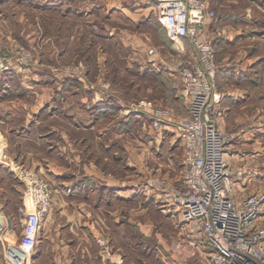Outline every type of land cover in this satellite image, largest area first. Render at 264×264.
I'll return each mask as SVG.
<instances>
[{"label":"rangeland","instance_id":"374dc122","mask_svg":"<svg viewBox=\"0 0 264 264\" xmlns=\"http://www.w3.org/2000/svg\"><path fill=\"white\" fill-rule=\"evenodd\" d=\"M131 2L135 3L133 0ZM102 4L104 3L95 0H0V62L2 63L0 85L4 84L6 77L14 76L18 108L35 112L46 105V108L54 109L51 111L42 108L44 112H39L37 115L43 114L36 126L44 128L41 133L38 132V137L50 132L49 141L54 144L58 136L53 130L61 129L59 123L62 122L60 118L62 114L57 113V109L61 107L60 100L63 93L69 97L70 100L66 103L70 106L71 102L82 105L81 101H85L84 105L88 108L96 106V109H91L94 114H91V110L88 113L94 118V122L104 121V123L94 127L91 132L80 128L77 131L80 134L85 133L89 141L97 138V142L90 141L89 145L78 147L77 153L88 157L97 156L98 161L107 155L124 157V183L136 179L140 171H146L148 177L144 181L147 185L145 183V190L141 189V191L142 194L152 193L149 187L154 188L157 184L149 182L154 178L150 176L159 177L156 172L165 170V165L169 161L176 160V153H173L174 150L171 148L174 137L160 126L156 128L158 130H152L154 121L147 116H137V120H131L133 115L130 116V113L122 115L120 106L124 105V110L126 108L143 110L147 109L143 100L153 101L152 107L158 112L157 117L161 121L165 120V123L172 126L183 120L187 107L182 103L179 94V87L181 88L182 85L178 84L177 74L168 70V63L185 59L186 54L179 52L192 53L193 47L189 40L176 44L171 42L158 23V19L152 14L150 24L158 28H154V31L149 30L151 33L145 34V45L141 50L132 51L122 44V41L123 43L126 41L124 29L129 27V32L136 30L130 26L131 21L127 20L123 13L103 11ZM233 6L240 9L244 7L239 11V17L223 16L221 11L216 12V15L218 14L220 19L224 18L232 31L231 36L234 35V39L240 42L236 44V50L231 52L236 59L235 63L245 62L247 58L248 68L254 67L256 65H253L254 61L257 63L264 61V0H235ZM258 49L261 54L256 55L262 58L255 60L253 54ZM150 51L153 53L151 54ZM214 61L216 66V52ZM262 67L256 69L258 73H256L258 76L256 81L259 86L254 88V94L264 93ZM164 72L168 73L170 80L142 77L146 73L152 77L158 75L163 77V74H166ZM169 72L172 75H169ZM103 73L108 81L100 77ZM93 75H99V78L94 80ZM171 80L172 82L169 83L168 81ZM11 86H14L13 83ZM102 92L105 93L104 96ZM255 102L260 111L264 109L262 100L257 98ZM66 103L65 106L68 105ZM122 120L124 136L120 131ZM232 125L230 118L229 123L220 128L226 148L229 149L225 160L230 182L232 180L238 184L244 177L251 178V186L247 190L242 191L236 185L233 190L231 185L232 199L234 201L236 196L239 198L250 194L264 195V138H260L258 145L250 148L241 145L237 140L238 132L244 130H239V127L233 128ZM260 125H264V122ZM106 127L108 130L105 129ZM101 130L102 134L99 137L97 133ZM121 137H124V149H121L120 142L116 140ZM107 139L109 141L112 139L111 145H107ZM32 143L35 153L45 149L46 145L40 141L33 140ZM103 144L110 146V149L103 151ZM122 150L123 152H120ZM55 151L56 148L52 146L50 152L55 154ZM236 154L239 156H235ZM245 181L250 180L245 179ZM148 213L152 215V210H148L146 214ZM255 226L264 232V204L261 205ZM160 233L162 240L159 243L153 238L149 241L144 240L145 242L143 239L139 241L141 247H148L144 251L140 250L138 254V258L145 264H210L208 251L202 249L200 251L202 253L199 254L195 248L192 249L191 246L184 244L181 238L173 237L163 231ZM100 238L106 242L109 249L108 239ZM136 241L133 240L134 243ZM180 242H182L181 249L177 251L176 244ZM203 247L206 248L205 245Z\"/></svg>","mask_w":264,"mask_h":264},{"label":"crops","instance_id":"0c3cea01","mask_svg":"<svg viewBox=\"0 0 264 264\" xmlns=\"http://www.w3.org/2000/svg\"><path fill=\"white\" fill-rule=\"evenodd\" d=\"M95 1L104 3L103 11L123 13L124 17L131 21L130 26L136 30L129 32V27L125 28L126 41L125 43L122 41V44L132 51L141 50L145 45V34L158 28L150 24L152 14L156 17L155 5L151 1L138 0L135 3L131 0ZM209 1L211 8L218 13L221 11L223 16L237 18L239 11L244 9V7L242 9L234 7L235 0ZM215 24L216 28L221 27L228 31L226 37H212L216 52V70L210 81L213 85L214 102L220 113L217 126L219 129L225 127L224 125L229 123L231 118L233 128L239 127V130H244L238 132V142L250 148L258 145L260 138H264V125H260L264 122V112H262L264 109L260 111L255 102L257 98L264 102V93L254 94V88L259 86L256 81L258 79L256 69L264 66V61L259 63L254 61L253 65L256 64L254 67L251 66V62L250 68L247 65L249 60L247 58L245 62L235 63L236 59L231 52L236 50V44L240 42L234 39V35L231 36L230 26L226 24L224 18L220 19L218 14ZM185 40L188 41V39ZM103 53L106 54V52ZM259 53L261 54L258 49L253 54L256 56H254L255 60L262 58L256 55ZM167 74H163V77L159 75L152 77L146 73L142 77L170 80ZM105 76L104 73L100 75L102 80L107 79ZM98 78L99 75H93L94 80ZM168 82L171 83L172 80ZM179 83L182 85L180 79ZM179 89L182 103L185 104L183 89L182 87ZM104 94L102 92L103 96ZM68 100H70L69 97L63 93L60 100L61 107L57 109V113L62 114L60 117L62 122L59 123L61 129L53 130L58 136L54 144L49 141L50 132H45L46 134L38 137V132L41 133L44 128L36 127L37 121L43 114L37 115L39 112H44L41 109L46 108V105L35 112L18 108L15 77H6L4 84L0 85V226L3 227L0 234V264H8V257H14L17 260L16 264H145L138 258V254L140 250L144 251L148 247H141L139 241L141 239L149 241L153 238L159 243L162 240L160 231L181 238L184 244L191 246L192 249L195 248L199 254L202 253L200 252L202 249L208 251L205 243L190 233L188 225L182 221L175 209L165 203L162 194L156 191L155 187H149L152 193L142 194L141 189L144 191L145 183L147 185L144 181L148 177L146 171H140L136 179L133 178L124 183V157L107 155L98 161L97 156L88 157L77 153L78 147L89 145L90 141L97 142V138L89 141L85 133L80 134L77 130L80 128L91 132L94 127L102 125L104 121L96 123L88 113L91 109H96V106L88 108L84 105L85 101H81L82 105L71 102L70 106L66 103ZM146 101L143 100V104L147 109L126 108L124 110L122 105L120 113L122 115L130 113V116L133 115L131 120H137V116H147L153 121H158L159 126L174 137L171 148L174 150H172L173 153H176V160H168L166 169L156 172L159 177L162 175L159 179H162L161 181L156 176H150L155 180L151 178L152 181H149L152 184L164 181L174 185L179 180L182 170L180 161H182L183 148L176 133V126L181 121L177 124L172 123V126L165 123V120L161 121L157 117L158 112L152 107L154 102ZM65 103L68 105L65 106ZM46 109L54 111L53 108ZM91 114H94L93 110ZM186 115L187 112L185 117ZM120 127L124 136L123 120ZM112 130L111 128V132ZM104 132L107 133L106 130ZM97 134L101 137L102 130ZM33 140L42 142L46 145L45 149L35 153ZM116 140L120 142L121 149H124V137ZM106 142L107 145H111L112 139L110 141L107 139ZM52 146L56 148L55 154L50 152ZM92 146L95 147V144ZM108 149L110 146H104L103 151ZM80 151L83 152L81 149ZM169 158L172 159V157ZM16 166L35 172L47 182L52 194V206L42 217L36 247L33 250H27L20 245L23 219L19 216L18 209L28 205L29 200L24 195V186L17 175ZM245 179L250 181L246 182ZM250 182V177H244L238 184L231 180V185L233 190L236 185L244 191L250 188ZM244 198V196L239 198L236 196L234 203L239 204ZM148 210H152V215L146 214ZM132 234H134L133 237L130 236ZM100 237H106L110 242L111 250L107 258L103 256L100 246L95 242V239ZM134 239L137 240L135 243ZM181 244L182 242L176 244L177 251L181 249ZM204 245L206 248L203 247Z\"/></svg>","mask_w":264,"mask_h":264},{"label":"built area","instance_id":"2783aa9c","mask_svg":"<svg viewBox=\"0 0 264 264\" xmlns=\"http://www.w3.org/2000/svg\"><path fill=\"white\" fill-rule=\"evenodd\" d=\"M148 1L155 5L156 18L167 38L174 44L188 39L193 47L192 53L180 49L185 59L168 63V70L182 83L187 107V116L176 127L183 148L181 175L176 184L162 182L155 188L190 233L205 243L210 264H264V232L255 226L264 195L250 194L239 204L232 199L225 160L229 149L217 126L220 113L210 81L216 70L212 37H226L228 31L215 27L217 15L209 0ZM152 125L159 127L158 121ZM16 171L29 200L18 209L23 219L20 245L33 250L42 217L52 206V194L37 174L18 166ZM2 231L0 226V234ZM95 242L107 258L111 248L107 249L101 238ZM16 263L14 257H8V264Z\"/></svg>","mask_w":264,"mask_h":264},{"label":"bare ground","instance_id":"6f19581e","mask_svg":"<svg viewBox=\"0 0 264 264\" xmlns=\"http://www.w3.org/2000/svg\"><path fill=\"white\" fill-rule=\"evenodd\" d=\"M25 257V256H24Z\"/></svg>","mask_w":264,"mask_h":264}]
</instances>
